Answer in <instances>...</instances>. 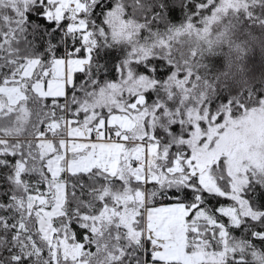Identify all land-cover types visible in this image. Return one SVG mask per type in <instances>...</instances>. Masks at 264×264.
I'll use <instances>...</instances> for the list:
<instances>
[{"label": "snow or ice", "instance_id": "6c2138e0", "mask_svg": "<svg viewBox=\"0 0 264 264\" xmlns=\"http://www.w3.org/2000/svg\"><path fill=\"white\" fill-rule=\"evenodd\" d=\"M0 264H264V0H0Z\"/></svg>", "mask_w": 264, "mask_h": 264}, {"label": "trees", "instance_id": "16d2710c", "mask_svg": "<svg viewBox=\"0 0 264 264\" xmlns=\"http://www.w3.org/2000/svg\"><path fill=\"white\" fill-rule=\"evenodd\" d=\"M177 16H179V12H177ZM257 61H258V58H257ZM259 65H258V62H257V67H258Z\"/></svg>", "mask_w": 264, "mask_h": 264}]
</instances>
